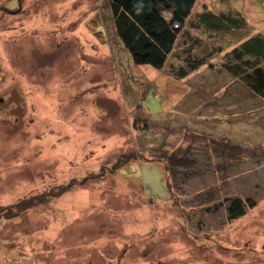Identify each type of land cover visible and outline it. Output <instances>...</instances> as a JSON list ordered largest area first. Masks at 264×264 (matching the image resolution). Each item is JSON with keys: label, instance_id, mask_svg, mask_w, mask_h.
Returning <instances> with one entry per match:
<instances>
[{"label": "rangeland", "instance_id": "374dc122", "mask_svg": "<svg viewBox=\"0 0 264 264\" xmlns=\"http://www.w3.org/2000/svg\"><path fill=\"white\" fill-rule=\"evenodd\" d=\"M203 1L246 24L186 29L213 65L181 80L132 59L110 0H0V264H264V98L218 62L264 38V0Z\"/></svg>", "mask_w": 264, "mask_h": 264}, {"label": "trees", "instance_id": "16d2710c", "mask_svg": "<svg viewBox=\"0 0 264 264\" xmlns=\"http://www.w3.org/2000/svg\"><path fill=\"white\" fill-rule=\"evenodd\" d=\"M198 0H110L112 18L116 35L121 39L125 49L138 64H148L156 69H165L179 79H183L191 72L203 68L206 64L213 65L212 60L198 56L193 51V46L198 40L190 35L185 29V23L191 18L189 28L207 26L215 31L241 29L246 24L241 14H232L231 11L214 12L208 5H205L201 11L195 12L194 7ZM164 11H169L172 18L169 20L164 16ZM178 24V26H176ZM186 35L188 43L184 47L185 56L183 60L170 62L171 55L174 54L176 42L182 31ZM197 41V42H196ZM227 46V45H226ZM224 46L222 45L221 48ZM230 52L225 54L226 58L233 56L234 62L218 61L224 64L225 71H228L237 80L246 81L248 89L264 98V38L260 35H253ZM220 48V49H221ZM212 57V56H211ZM213 58V57H212ZM231 60V58H230ZM168 64V65H167ZM212 67V66H210ZM245 73V77L240 79V74ZM244 83V82H243ZM245 84V83H244ZM244 153V152H243ZM233 156L232 154L229 157ZM145 157L139 152L123 153L116 163L114 169L129 163L131 161H142ZM166 157L160 156L147 160L149 162L164 163ZM172 161H176L173 159ZM178 163L184 168H190L192 160L187 156H179ZM168 165H165L166 169ZM112 168V170H113ZM103 175V174H102ZM101 175V176H102ZM98 176V175H96ZM100 175L98 177H101ZM104 176V175H103ZM75 182L69 183L60 189L64 193L73 187ZM168 188H170L168 184ZM171 198L178 201L177 197L171 195ZM229 202L227 207L228 218L237 219L245 215L246 206L253 207L255 202L252 198L243 200L240 197H225ZM247 203V205H246ZM224 201H220L215 208L223 206ZM12 207L17 210L10 213L7 218L15 217L18 213L28 208L25 202H20ZM2 207H0V212Z\"/></svg>", "mask_w": 264, "mask_h": 264}, {"label": "crops", "instance_id": "0c3cea01", "mask_svg": "<svg viewBox=\"0 0 264 264\" xmlns=\"http://www.w3.org/2000/svg\"><path fill=\"white\" fill-rule=\"evenodd\" d=\"M196 3H197V2H196ZM205 5H207V3H205V2L203 1V2L201 3V5H200V8L197 10V12L201 11L202 8H203ZM190 19H191V18H189V19L187 20V23H185V26H184V27H185V30L189 28V24H190V22H191ZM202 69H203V68H199V69H197V70L191 72L188 76L184 77V78L181 79V80L189 79L192 75L199 74V73L202 71ZM198 104H199V102H195L193 106H196V105H198ZM203 108H204V107H203ZM203 108H202V110H201L202 112L204 111ZM201 111H200V113H201Z\"/></svg>", "mask_w": 264, "mask_h": 264}, {"label": "built area", "instance_id": "2783aa9c", "mask_svg": "<svg viewBox=\"0 0 264 264\" xmlns=\"http://www.w3.org/2000/svg\"><path fill=\"white\" fill-rule=\"evenodd\" d=\"M176 26H178V24Z\"/></svg>", "mask_w": 264, "mask_h": 264}, {"label": "flooded vegetation", "instance_id": "af4514ba", "mask_svg": "<svg viewBox=\"0 0 264 264\" xmlns=\"http://www.w3.org/2000/svg\"><path fill=\"white\" fill-rule=\"evenodd\" d=\"M1 100H2V98H1Z\"/></svg>", "mask_w": 264, "mask_h": 264}]
</instances>
